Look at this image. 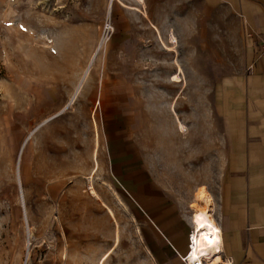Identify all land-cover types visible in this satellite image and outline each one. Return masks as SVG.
<instances>
[{
  "label": "rangeland",
  "instance_id": "obj_1",
  "mask_svg": "<svg viewBox=\"0 0 264 264\" xmlns=\"http://www.w3.org/2000/svg\"><path fill=\"white\" fill-rule=\"evenodd\" d=\"M245 48L220 0H0V264H154L112 148L152 159L193 213L227 162Z\"/></svg>",
  "mask_w": 264,
  "mask_h": 264
},
{
  "label": "crops",
  "instance_id": "obj_2",
  "mask_svg": "<svg viewBox=\"0 0 264 264\" xmlns=\"http://www.w3.org/2000/svg\"><path fill=\"white\" fill-rule=\"evenodd\" d=\"M220 1L238 19L246 48L238 76L222 89L229 151L218 184L209 194L215 244L208 255L197 246L192 258L205 256L203 264H264V0ZM111 157L114 175L143 218V237L154 264H184L180 257L188 250L194 212L183 209L153 160L142 162L136 148L115 145Z\"/></svg>",
  "mask_w": 264,
  "mask_h": 264
},
{
  "label": "bare ground",
  "instance_id": "obj_3",
  "mask_svg": "<svg viewBox=\"0 0 264 264\" xmlns=\"http://www.w3.org/2000/svg\"><path fill=\"white\" fill-rule=\"evenodd\" d=\"M138 3L139 4L142 3V0H138ZM168 41L169 44L175 43L174 37L172 35L169 37ZM163 48L166 52H173L172 48L170 47L163 45ZM176 70L177 72L173 75L171 82L177 84L181 82L180 80L181 69L177 68ZM89 74H90V68L88 66L86 70L82 71V74L80 75L78 82L74 87V91L68 103L69 105H71L76 100V98L82 91L84 84L88 80ZM176 124H177V129H179L180 132L185 131V127L180 123V121L177 120ZM90 194L93 197H97L96 193L94 192H91ZM195 200H196V204L191 206L194 212L192 217V222L194 225V229H193L194 243L192 245L190 258H192V252L196 251L197 246L199 247L200 250L203 251L202 253L208 255L206 252L208 251L210 246L215 244V238L217 235V229L209 213V207L211 203L210 195L204 187H200L197 189ZM204 257L205 256H201L199 254L198 256H195L193 258H197L198 260L202 261L204 260Z\"/></svg>",
  "mask_w": 264,
  "mask_h": 264
},
{
  "label": "built area",
  "instance_id": "obj_4",
  "mask_svg": "<svg viewBox=\"0 0 264 264\" xmlns=\"http://www.w3.org/2000/svg\"><path fill=\"white\" fill-rule=\"evenodd\" d=\"M263 51H264V46H263ZM194 243V236H193V230L188 234V246H187V252L180 257L181 261L184 264H203L204 260H198L197 258H190V253L192 250V245Z\"/></svg>",
  "mask_w": 264,
  "mask_h": 264
}]
</instances>
